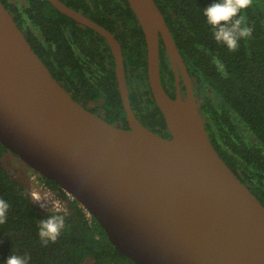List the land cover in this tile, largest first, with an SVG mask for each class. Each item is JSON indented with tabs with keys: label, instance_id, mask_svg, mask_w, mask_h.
<instances>
[{
	"label": "water",
	"instance_id": "obj_1",
	"mask_svg": "<svg viewBox=\"0 0 264 264\" xmlns=\"http://www.w3.org/2000/svg\"><path fill=\"white\" fill-rule=\"evenodd\" d=\"M51 2L108 41L129 128L75 101L0 1V143L69 191L114 248L136 264H264V204L211 144L186 66L155 1L127 0L144 34L148 85L170 137L133 116L113 35ZM160 39L176 79L174 98L160 81Z\"/></svg>",
	"mask_w": 264,
	"mask_h": 264
},
{
	"label": "trees",
	"instance_id": "obj_2",
	"mask_svg": "<svg viewBox=\"0 0 264 264\" xmlns=\"http://www.w3.org/2000/svg\"><path fill=\"white\" fill-rule=\"evenodd\" d=\"M154 1L186 66L211 144L264 204V0H253L252 6L243 11L245 23L253 32L250 39L240 41L235 52L214 40L203 15V9L216 0ZM139 33L141 45L136 50L128 46L124 60L145 67V41L142 30ZM159 64L173 81L161 40ZM129 71L139 75L140 89H144L143 97H130V103L141 118H157L160 111L147 97L150 88L146 68ZM109 74V89L113 83L119 104L110 97L113 102L106 108L122 110L112 69ZM159 117L164 124L161 114ZM3 151L8 150L0 143V198L10 206L6 222L0 224V264H5L11 254L30 257L29 264H136L114 248L96 220L88 225L75 207L64 216L65 228L57 240L45 246L38 235L39 222L58 213L40 210L33 203L4 167Z\"/></svg>",
	"mask_w": 264,
	"mask_h": 264
},
{
	"label": "flooded vegetation",
	"instance_id": "obj_3",
	"mask_svg": "<svg viewBox=\"0 0 264 264\" xmlns=\"http://www.w3.org/2000/svg\"><path fill=\"white\" fill-rule=\"evenodd\" d=\"M0 1L52 76L75 101L108 123L123 129L129 128L116 80L114 55L102 34L60 11L51 0ZM58 1L104 27L113 35L122 56L127 96L133 116L140 124L155 133L163 137H170L165 121L163 124L159 117L161 112L156 114L157 118H141L137 109L133 108L130 103V97L142 98L144 89H140L142 84L139 82V75L136 72L132 75L129 68L147 67L129 65L124 60L128 46L136 50L141 45L139 33L141 27L127 0ZM110 60L113 64L110 63ZM169 67L173 72L170 63ZM161 68L163 67L159 64L161 84L165 92L174 98L177 91L174 72V79L171 81L168 73ZM111 69L114 72L116 90L123 111L120 108L118 111L106 108V105L113 102L110 97L114 99V104H119L113 83H111L112 89H109V80L112 82L109 74ZM179 90L180 95L184 97V83L180 74ZM147 97L155 104L151 91L147 93ZM196 104L205 123L203 109L197 100ZM153 113L155 112L153 111Z\"/></svg>",
	"mask_w": 264,
	"mask_h": 264
},
{
	"label": "clouds",
	"instance_id": "obj_4",
	"mask_svg": "<svg viewBox=\"0 0 264 264\" xmlns=\"http://www.w3.org/2000/svg\"><path fill=\"white\" fill-rule=\"evenodd\" d=\"M253 0H216L203 9L207 24L211 26L214 40L225 46L229 51L235 52L240 46L241 40H248L252 36L253 29L246 25L243 11L250 8ZM42 208L46 204L42 200ZM9 204L0 198V224L7 220ZM65 228L63 215L53 214L39 222L38 235L46 246L49 242H55ZM30 257L11 254L5 264H29Z\"/></svg>",
	"mask_w": 264,
	"mask_h": 264
},
{
	"label": "built area",
	"instance_id": "obj_5",
	"mask_svg": "<svg viewBox=\"0 0 264 264\" xmlns=\"http://www.w3.org/2000/svg\"><path fill=\"white\" fill-rule=\"evenodd\" d=\"M31 190L29 195L33 203L43 211H54L60 215L67 216L72 213L73 208L80 210L84 220L88 225H92L96 220L93 214L67 190L53 185L43 176L34 171L29 177ZM45 202L46 207L42 208L40 202Z\"/></svg>",
	"mask_w": 264,
	"mask_h": 264
},
{
	"label": "rangeland",
	"instance_id": "obj_6",
	"mask_svg": "<svg viewBox=\"0 0 264 264\" xmlns=\"http://www.w3.org/2000/svg\"><path fill=\"white\" fill-rule=\"evenodd\" d=\"M1 161L11 177L19 182L24 187L26 192L29 193L31 190L29 177L32 173H34V170L28 167L17 156L11 154L10 151H3Z\"/></svg>",
	"mask_w": 264,
	"mask_h": 264
}]
</instances>
